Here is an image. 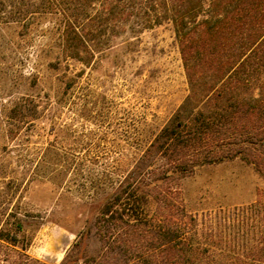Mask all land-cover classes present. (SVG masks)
<instances>
[{"label": "rangeland", "instance_id": "rangeland-1", "mask_svg": "<svg viewBox=\"0 0 264 264\" xmlns=\"http://www.w3.org/2000/svg\"><path fill=\"white\" fill-rule=\"evenodd\" d=\"M62 19L49 0H0V264H96L104 201L188 93L170 20L94 31L106 42L87 61L60 55ZM175 186L198 216L264 200V174L240 158Z\"/></svg>", "mask_w": 264, "mask_h": 264}, {"label": "trees", "instance_id": "trees-1", "mask_svg": "<svg viewBox=\"0 0 264 264\" xmlns=\"http://www.w3.org/2000/svg\"><path fill=\"white\" fill-rule=\"evenodd\" d=\"M49 4L63 17L65 59L82 60V47L88 61L106 42L90 43L94 31L139 32L170 20L187 79L184 100L99 211L96 264H264V200L198 216L175 186L197 166L233 158L264 174V0ZM251 85L257 96L246 97Z\"/></svg>", "mask_w": 264, "mask_h": 264}]
</instances>
